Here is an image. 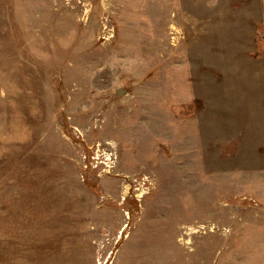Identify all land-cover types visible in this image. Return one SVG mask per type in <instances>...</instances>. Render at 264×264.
Masks as SVG:
<instances>
[{
	"label": "rangeland",
	"instance_id": "obj_1",
	"mask_svg": "<svg viewBox=\"0 0 264 264\" xmlns=\"http://www.w3.org/2000/svg\"><path fill=\"white\" fill-rule=\"evenodd\" d=\"M0 264H264V0H0Z\"/></svg>",
	"mask_w": 264,
	"mask_h": 264
},
{
	"label": "water",
	"instance_id": "obj_2",
	"mask_svg": "<svg viewBox=\"0 0 264 264\" xmlns=\"http://www.w3.org/2000/svg\"><path fill=\"white\" fill-rule=\"evenodd\" d=\"M122 93V91H119V94H121Z\"/></svg>",
	"mask_w": 264,
	"mask_h": 264
}]
</instances>
